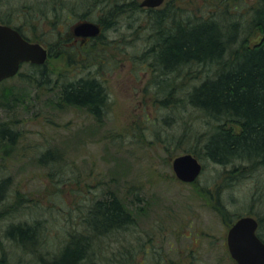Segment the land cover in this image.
<instances>
[{
    "label": "rangeland",
    "instance_id": "374dc122",
    "mask_svg": "<svg viewBox=\"0 0 264 264\" xmlns=\"http://www.w3.org/2000/svg\"><path fill=\"white\" fill-rule=\"evenodd\" d=\"M101 2L0 0V18L23 24L35 17L24 33L53 48L44 65L23 63L0 82V127L16 133L14 141L0 136V181L8 180L0 201V264H52L81 233L91 243L81 264H236L219 241L226 227L216 218L215 198L230 211H242L247 196L264 199V168L249 173L239 160L220 164L207 156L215 120L187 97L212 72L196 64L181 73L159 71L156 54H145L155 42L147 9L119 13L94 40L72 38L75 24L101 18ZM168 2L165 26L179 16L226 24L236 35L233 48L262 37L248 17L257 0L224 7L221 0ZM91 79L104 93L99 116L61 99L64 83ZM190 151L203 169L194 182H182L171 161ZM112 199L129 221L94 229L91 210ZM19 223L33 226L21 241L7 235Z\"/></svg>",
    "mask_w": 264,
    "mask_h": 264
},
{
    "label": "trees",
    "instance_id": "16d2710c",
    "mask_svg": "<svg viewBox=\"0 0 264 264\" xmlns=\"http://www.w3.org/2000/svg\"><path fill=\"white\" fill-rule=\"evenodd\" d=\"M100 1L105 10L103 14L105 17L101 18L103 24L111 22L119 13L127 10L132 12L144 10L139 8L136 0ZM221 1L224 7L235 0ZM166 12L165 9L156 11L157 25L167 20ZM146 13L149 22L151 11L147 9ZM180 17L173 18L169 26L163 24L167 29L166 35L155 37L154 44L145 54L150 51L156 54L157 67L163 74L181 73L185 67L190 68V64L208 67L212 72L211 75L208 74L210 77L207 76L208 78L194 85L187 97V102L215 120L213 130L205 140L207 156L220 164L239 160L246 163L250 171L260 166L264 168V0H257L256 5L249 11V22L262 34L258 42L249 46L243 43L236 48L231 47L236 42V35L226 24L221 26L213 20L193 24L188 20L183 27ZM35 20V17L25 18L22 20L25 25L15 24L12 17L5 16L0 18V23L12 25L28 40L40 42L39 38H30L23 31L26 24L32 25ZM175 25L179 27L177 31L173 28ZM58 26V22H53V31L58 29ZM224 27L227 32L222 30ZM150 35L151 32L149 37L152 38ZM51 43L50 46L53 45ZM52 51L53 48L50 47L48 57L53 55ZM226 53H229L228 58ZM67 57L69 63L73 61L71 55ZM45 68L46 66L43 67ZM191 75L196 77V73ZM61 99L68 105L85 106L91 113L99 116L104 93L97 81L79 80L63 84ZM15 135L10 128L0 127L1 137L14 141ZM7 187L8 180H1L0 201ZM90 213L93 214L94 229L101 226L107 230L110 227H121L130 218L116 199L107 202L97 201ZM32 230L33 226L19 223L9 227L7 235L20 240L23 234H28ZM76 237L75 240L69 239L62 246L58 260L52 264H78L88 236L81 233L76 234Z\"/></svg>",
    "mask_w": 264,
    "mask_h": 264
},
{
    "label": "water",
    "instance_id": "95a60500",
    "mask_svg": "<svg viewBox=\"0 0 264 264\" xmlns=\"http://www.w3.org/2000/svg\"><path fill=\"white\" fill-rule=\"evenodd\" d=\"M164 0H141L140 6L155 7ZM99 26L90 21L77 23L73 33L77 36H95ZM47 58V50L39 42L26 40L19 31L0 23V81L13 76L22 62L42 64ZM172 170L177 179L192 182L199 176L202 165L199 159L185 152L175 156ZM247 219L237 221L227 235L228 250L237 264H264V245L259 244L253 234V227L248 228Z\"/></svg>",
    "mask_w": 264,
    "mask_h": 264
},
{
    "label": "flooded vegetation",
    "instance_id": "af4514ba",
    "mask_svg": "<svg viewBox=\"0 0 264 264\" xmlns=\"http://www.w3.org/2000/svg\"><path fill=\"white\" fill-rule=\"evenodd\" d=\"M169 0H164L163 3L161 5H159L158 7H153V8H149V10L151 11V17L149 19V22H151L150 25V32L152 29V33H151V37L155 38L158 35L157 32V23H156V18H155V14L156 11L159 9H164V8H168L169 9ZM105 16L102 14L101 18H104ZM98 19L95 21V23L99 26L100 28V32L97 36L100 37L101 35V29H102V20ZM181 20V26L185 27L186 25V19H180ZM166 20H164L162 22V25L164 24ZM71 36H73L72 38H74V40H77L79 38L82 39H89V40H94L97 36L95 37H79L77 39H75L77 36H75L72 32V30L70 31ZM57 56H60V52H56ZM91 80H95V79H91ZM96 81V80H95ZM262 167V166H260ZM252 171L249 170V173H251ZM215 203H216V218H221L223 220H225L224 225L226 228H224V231L222 232L221 236H220V244L225 247L228 250V243H227V235L229 232V229L240 219L242 218H246L247 219V225L248 228L253 227V234L254 237L256 239V241L259 244H263L264 245V199L263 197L260 196H256V195H252V196H247V198H245L244 201V206H243V210L242 211H230L226 205L222 204L219 201V196H217V200L215 198ZM226 232V233H225ZM225 234V235H224ZM215 238H212L210 240V244H212V241ZM229 253V252H228ZM183 261H187L188 263L191 264L192 260H183ZM183 261H178L175 263L178 264H188V263H184ZM173 260H159L157 261L155 264H172ZM140 263V262H139ZM236 263V262H235ZM141 264V263H140ZM237 264V263H236Z\"/></svg>",
    "mask_w": 264,
    "mask_h": 264
},
{
    "label": "bare ground",
    "instance_id": "6f19581e",
    "mask_svg": "<svg viewBox=\"0 0 264 264\" xmlns=\"http://www.w3.org/2000/svg\"><path fill=\"white\" fill-rule=\"evenodd\" d=\"M173 28L175 29V31H177L179 27L178 25H175L173 26ZM157 32H158L159 37H162V35H166L167 29L163 27L161 22L158 23L157 25ZM99 218H102V217L99 216ZM90 248H91V243L85 242V244L83 245V253L80 255L78 264H81L82 261L85 260L89 256Z\"/></svg>",
    "mask_w": 264,
    "mask_h": 264
}]
</instances>
